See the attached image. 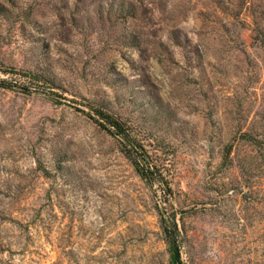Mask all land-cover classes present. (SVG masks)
I'll list each match as a JSON object with an SVG mask.
<instances>
[{
	"label": "rangeland",
	"instance_id": "obj_1",
	"mask_svg": "<svg viewBox=\"0 0 264 264\" xmlns=\"http://www.w3.org/2000/svg\"><path fill=\"white\" fill-rule=\"evenodd\" d=\"M165 218L264 264V0H0V264H172Z\"/></svg>",
	"mask_w": 264,
	"mask_h": 264
},
{
	"label": "trees",
	"instance_id": "obj_2",
	"mask_svg": "<svg viewBox=\"0 0 264 264\" xmlns=\"http://www.w3.org/2000/svg\"><path fill=\"white\" fill-rule=\"evenodd\" d=\"M33 78L36 80L41 79L40 76L36 75H34ZM91 109L97 116L95 119L99 121L103 128L108 129L114 135H119L122 138L127 149V156L132 161L137 172L147 180V182H153L154 179H158V181L164 184V177L160 173L158 164L153 160L145 145L133 134L132 128L119 116L104 107L92 105ZM247 140H251V138H247ZM230 154L231 150L228 148L225 153V158H228ZM172 221L173 224L171 225L169 220L165 218L163 220L164 228L169 236L168 239L172 250V264H181L180 248L177 242L179 228L176 220L173 219Z\"/></svg>",
	"mask_w": 264,
	"mask_h": 264
}]
</instances>
